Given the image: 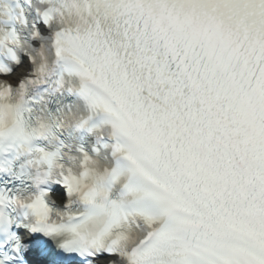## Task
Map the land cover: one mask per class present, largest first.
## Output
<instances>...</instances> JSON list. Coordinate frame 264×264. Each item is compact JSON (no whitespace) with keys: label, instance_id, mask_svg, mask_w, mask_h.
<instances>
[{"label":"snow or ice","instance_id":"1","mask_svg":"<svg viewBox=\"0 0 264 264\" xmlns=\"http://www.w3.org/2000/svg\"><path fill=\"white\" fill-rule=\"evenodd\" d=\"M0 264H264V0H0Z\"/></svg>","mask_w":264,"mask_h":264}]
</instances>
